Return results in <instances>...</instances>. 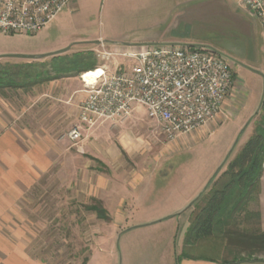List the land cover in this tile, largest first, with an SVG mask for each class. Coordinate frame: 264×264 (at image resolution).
Returning <instances> with one entry per match:
<instances>
[{
	"label": "crops",
	"instance_id": "obj_1",
	"mask_svg": "<svg viewBox=\"0 0 264 264\" xmlns=\"http://www.w3.org/2000/svg\"><path fill=\"white\" fill-rule=\"evenodd\" d=\"M103 1L72 0L58 12L54 20L32 35L38 38V41L32 49H24L20 55L46 54L53 57L62 53L53 55L50 53L66 47L69 49L65 52L74 49L73 46L91 47L95 43L99 44V40L110 42L109 45H104L105 51L115 53L110 57L119 56L150 44H186L209 47L225 54L231 61L234 75L232 88L222 102L221 113L206 125L179 137L176 141L159 145L155 141L144 139L143 135L138 136L135 128L142 127L144 123L147 124L145 112L141 107H136L131 118L125 123L113 124L106 121L90 128L93 131V139L87 140L84 145L85 153L88 154L84 166L93 169L92 176L103 187L95 189L93 196L100 200L103 208L109 213L113 226L126 231L129 227L135 228L138 225H128L127 207L130 211L143 206H145L144 209L156 206L149 205L151 200L147 198L149 195L145 186L155 172L162 168V163L167 160L166 155L178 148L201 147L216 135L220 138L223 135L222 121L226 118L225 116H235L244 108L245 103L238 106L239 100L244 96L242 99L245 101L255 89L246 85L242 78L238 77V73L244 69L256 72L263 78L264 86V24L246 11L241 6L240 0H171L172 8L168 15L170 26L166 32L160 31L142 37L125 38L126 40L123 41L120 40V36L113 33L104 36L98 30L96 34L95 26L99 22L101 12L105 10ZM109 11L111 10L108 8L107 16L111 14H108ZM111 16L112 14L109 16L110 19ZM178 28L181 30H177ZM189 28L191 29L187 34L186 31ZM210 34L219 39L222 38V41L210 39ZM16 35L28 36L26 34ZM1 56L2 58H16L3 55H0V58ZM68 76L74 84V94L66 93L63 97L66 101L74 99L72 104L77 107L85 94L77 93L79 90H77L75 80L79 79L76 75ZM60 78L36 85L29 91L17 89V92H22L19 96L23 99L27 97L32 99L35 95L33 98L35 103L29 104L23 110H17L10 100L9 93L13 90L6 91L4 95L0 94V264H43L31 254L29 246L31 218L25 213L31 212V186L41 178L44 179L48 166L52 165V161L56 162L55 144L48 139L46 134L49 133L47 131L49 126H47V108L44 100L49 95L43 87L51 82H58ZM84 78L86 80L85 76ZM41 88L42 92L36 93ZM59 112L62 113L58 110L57 115ZM30 114L43 115V118H39L38 124L33 125L35 130H31L30 121L26 117ZM106 130L110 131V138L108 135H100L101 131L105 133ZM223 139L225 140L218 149L217 147L210 149L212 155H216L213 161L221 158L229 147L231 138L225 135ZM74 167L75 174L82 171L87 178L91 176L89 170H84V167H80L78 163ZM100 167L105 168L110 176L106 174L108 177H100ZM177 178L174 176V179ZM191 180L192 183L188 190L176 198L177 206L169 210L179 211L187 206L184 211L191 212L193 207L190 203L209 183L207 177L201 175ZM256 206L260 213L261 228L264 230V167L260 177ZM156 219L149 218L142 223H150ZM189 220L190 215H188ZM184 234L185 232L176 231L172 238L169 251L174 264L176 255L182 250ZM92 254L93 252L85 259L84 264L91 262ZM111 254L114 260L115 252L112 251ZM179 264L223 263L183 258ZM227 264H264V261L260 259L257 261L242 260Z\"/></svg>",
	"mask_w": 264,
	"mask_h": 264
},
{
	"label": "rangeland",
	"instance_id": "obj_2",
	"mask_svg": "<svg viewBox=\"0 0 264 264\" xmlns=\"http://www.w3.org/2000/svg\"><path fill=\"white\" fill-rule=\"evenodd\" d=\"M103 5L105 10L101 12L99 22L95 26L96 34L98 30L104 36L113 33L124 41L125 38L142 37L160 31L166 32L170 26L168 15L172 8L171 0H104ZM108 8L111 10L108 13L112 14L111 19L109 18L111 14L107 16ZM190 29L186 31L187 34ZM177 30H181V28ZM210 36V39L216 41L222 39L213 34ZM37 41L38 38L32 35L0 33V55H20L24 49H32ZM109 44L110 42L107 40L104 42L106 46ZM72 48L74 49L60 55L87 54L89 57L86 58V62H91L94 59L96 68L108 67L111 71L130 64V61L121 55L109 57V59L99 56L96 53L101 50L98 43L91 47L73 46ZM79 49L81 50L79 51ZM46 57L37 61L49 63L51 57ZM27 61L31 60L22 57L0 58L2 65ZM76 77L79 79L75 78L77 81L75 85L79 90L77 93L84 95L85 87L80 75H76ZM238 77L242 78L246 85L255 89L252 94L246 97L245 101L242 99L244 96L239 100L238 106L245 103L244 108L235 116H225L226 118L222 121L223 135L220 138H218L219 135H216L201 147L178 148L166 155L167 160L162 163V168L155 172V175L145 186L149 195L147 198L151 200L149 205L156 206L150 209H144L145 206H143L130 211L127 207L128 225H138L135 228L129 227L130 229L128 228L129 230L126 229V231L113 226L108 212V219H102L95 211L85 208L86 205L100 202L93 196V193L95 189L103 187L92 176L93 169L84 166L87 162L86 158H88L84 145L87 140L93 139V131H91L93 127L85 131L84 140L78 145L61 137L77 122L78 110L76 105L72 104L74 99L66 101L63 97L66 93L74 94V84L69 76H63L58 82L54 81L44 85L43 89L49 95L44 100L47 108V126H49L47 129L49 133L46 134L48 139L55 144L57 152L55 155L57 154V156L56 162L52 161V165L48 166L45 178H41L30 188L31 212L25 214H29L31 218L29 246L32 256L43 264H84L85 259L93 252L89 264H174L169 251L172 238L176 231L178 233L186 232L189 225L188 215H191L192 210L191 212L184 211L187 206L179 211L169 209L177 206L176 198L188 190L193 177L206 176L209 180L208 185H210L212 178L221 173L227 163L239 152L258 121L259 110L257 112L256 110L264 93L263 78L256 72L247 69L240 71ZM40 90H37L36 93L42 92V88ZM19 95H22L21 91L13 90L9 93L10 100L17 110H23L29 104L35 103L33 99L35 95L32 99L29 97L23 99ZM58 110L62 111L61 114L59 112V115H57ZM26 117L30 121L31 130H35L33 125L36 126L39 118H43V115L33 116L30 114ZM147 124L144 123L142 127L135 128L137 135H143L144 139L155 141L159 145L164 144L161 137L154 135ZM109 133V130H106L105 133L101 131L100 135H108L110 138ZM224 134L231 138L229 147L221 158L213 161L216 155L213 156L211 150L219 148L225 140L223 139ZM76 163L80 167L83 166L84 170H89L91 176L87 178L82 174V171L75 174ZM221 166L222 168L219 169ZM99 170L100 177L110 176L105 168L100 167ZM77 176H79L78 179ZM174 176L178 178L174 179ZM100 204L103 207L101 202ZM248 209L257 210L256 200L253 199L248 204ZM149 218L157 219L150 223H142ZM238 221V226L241 229L254 225L252 224L253 219L249 222V220L245 221L239 218ZM171 233L173 234L171 235ZM213 242L207 241L203 244L204 248L210 249ZM112 251L115 252L114 260L111 258ZM237 256L239 261H257L259 259L264 261V252L248 253L244 251ZM224 257L226 256L224 255ZM229 258L227 257V259Z\"/></svg>",
	"mask_w": 264,
	"mask_h": 264
},
{
	"label": "built area",
	"instance_id": "obj_3",
	"mask_svg": "<svg viewBox=\"0 0 264 264\" xmlns=\"http://www.w3.org/2000/svg\"><path fill=\"white\" fill-rule=\"evenodd\" d=\"M72 0H0V33L33 35L46 27ZM241 6L264 24V0H240ZM101 57L113 52L104 50ZM130 61L115 71L101 68L83 81L77 122L61 135L74 145L86 130L102 122H127L136 107L145 112L154 135L168 143L214 120L233 85L230 59L205 46L150 44L120 54ZM95 70H97L95 68Z\"/></svg>",
	"mask_w": 264,
	"mask_h": 264
},
{
	"label": "trees",
	"instance_id": "obj_4",
	"mask_svg": "<svg viewBox=\"0 0 264 264\" xmlns=\"http://www.w3.org/2000/svg\"><path fill=\"white\" fill-rule=\"evenodd\" d=\"M86 54L55 55L51 61L0 63V94L21 89L29 91L62 76L80 75L96 68V62H86ZM40 59V58H39ZM258 121L253 132L225 169L215 175L210 185L191 202L193 207L188 228L184 234L182 250L175 257V264L183 258L220 261L223 264L237 262L238 254L264 252V230L258 210H249L248 204L258 199L260 177L264 167V95L259 108ZM99 218L108 219L100 202L86 205ZM242 218L254 225L240 228ZM207 241L210 249L204 248ZM224 255L226 257H224ZM227 257H230L227 259Z\"/></svg>",
	"mask_w": 264,
	"mask_h": 264
},
{
	"label": "water",
	"instance_id": "obj_5",
	"mask_svg": "<svg viewBox=\"0 0 264 264\" xmlns=\"http://www.w3.org/2000/svg\"><path fill=\"white\" fill-rule=\"evenodd\" d=\"M69 49V47H66V48H64V49H62V50H60V51H57V52H55V53H50V55H53V54H60V53H63V52H65L66 50H68ZM3 56H14V57H22V58H28V59H39V58H43V57H45V56H47L46 54H39V55H3ZM2 57V56H1ZM263 95H264V93H263ZM263 95H262V97H263ZM261 102H262V98H261V101H260V103H259V106H258V109L256 110V112L259 110V108H260V106H261ZM255 112V113H256ZM223 164V163H222ZM191 204V203H190Z\"/></svg>",
	"mask_w": 264,
	"mask_h": 264
},
{
	"label": "bare ground",
	"instance_id": "obj_6",
	"mask_svg": "<svg viewBox=\"0 0 264 264\" xmlns=\"http://www.w3.org/2000/svg\"><path fill=\"white\" fill-rule=\"evenodd\" d=\"M99 73H101V68H97V70H93V71H87L84 74V76L86 77V80L83 76V81H86L87 83H89L90 81H92Z\"/></svg>",
	"mask_w": 264,
	"mask_h": 264
}]
</instances>
